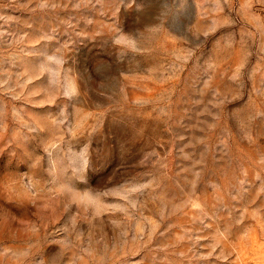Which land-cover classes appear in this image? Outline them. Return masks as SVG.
Masks as SVG:
<instances>
[{"label":"rangeland","instance_id":"1","mask_svg":"<svg viewBox=\"0 0 264 264\" xmlns=\"http://www.w3.org/2000/svg\"><path fill=\"white\" fill-rule=\"evenodd\" d=\"M0 264H264V0H0Z\"/></svg>","mask_w":264,"mask_h":264}]
</instances>
